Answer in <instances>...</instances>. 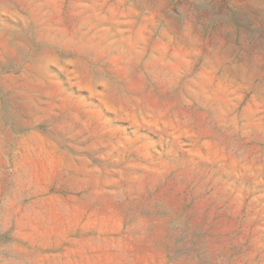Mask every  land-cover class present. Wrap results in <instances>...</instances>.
<instances>
[{
    "label": "rangeland",
    "instance_id": "1",
    "mask_svg": "<svg viewBox=\"0 0 264 264\" xmlns=\"http://www.w3.org/2000/svg\"><path fill=\"white\" fill-rule=\"evenodd\" d=\"M0 264H264V0H0Z\"/></svg>",
    "mask_w": 264,
    "mask_h": 264
},
{
    "label": "bare ground",
    "instance_id": "2",
    "mask_svg": "<svg viewBox=\"0 0 264 264\" xmlns=\"http://www.w3.org/2000/svg\"><path fill=\"white\" fill-rule=\"evenodd\" d=\"M123 70H124V69H123ZM120 77H121V76H120ZM134 84H135V83H134ZM136 85H137V84H136ZM117 173H118V172H117ZM126 174H127V173H126ZM116 175H117V174H116ZM121 175H124V176H125V174H122V173H121ZM125 177H126V176H125ZM125 177H124V178H125ZM123 180H124V179H123ZM95 184H96V183H95ZM98 185H99V184H98ZM101 187H102V186H101ZM107 188H108V185H107ZM107 188H106V189H107ZM109 189H110V188H109ZM97 191H99V190H97ZM109 191H110V190H109ZM99 192H100V191H99ZM103 193H105V192H103Z\"/></svg>",
    "mask_w": 264,
    "mask_h": 264
}]
</instances>
